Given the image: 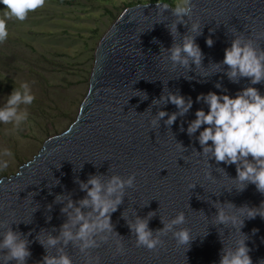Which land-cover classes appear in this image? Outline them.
<instances>
[{
  "label": "water",
  "instance_id": "1",
  "mask_svg": "<svg viewBox=\"0 0 264 264\" xmlns=\"http://www.w3.org/2000/svg\"><path fill=\"white\" fill-rule=\"evenodd\" d=\"M157 3L168 2L138 4L122 11L96 47L89 89L74 122L64 132L47 138L16 174L0 179V221L22 233L31 232L32 255L27 264H39L46 254L35 239L41 229L58 234L66 219L60 211L63 205L54 202L56 194L71 193L74 200L85 195L77 177L86 181L89 174H103L105 179L113 174L124 178L136 175L135 185L126 188L123 203L112 214L115 231L121 236L113 234L98 248L90 249L93 264L97 257L99 264H219L224 244H232L241 234L230 226L213 225L214 203L259 207L264 201V193L255 184L249 183L243 191L234 187L235 164L212 160L209 166L208 157L197 152L202 151L195 139L199 132L190 137L186 131L195 111L207 110L206 104L196 102L200 93L227 89L235 95L247 85V78L232 83L223 72L208 77L199 74L218 71L212 63L223 60L224 49L236 35L250 36L257 46L264 47V0H193L192 22L199 21L203 28L196 42L204 59L202 67L192 65L189 71L174 67L167 59L165 49L174 40L166 25L175 18L170 11L158 15ZM178 29L181 35L187 32L184 24ZM209 36L214 40L211 47L206 44ZM188 75L193 79L185 78ZM217 82L222 83V89L215 87ZM254 86L264 92V83ZM168 92L191 96L193 107L171 126L164 123L167 117L153 125L159 110L178 111L172 103L153 104ZM150 211L156 212L149 223L153 230L163 227L161 219L167 222L183 211L186 220L176 228L186 227L197 235L191 246L177 245L169 232L161 236L163 243L156 249L138 247L121 213L134 220L135 213L145 217ZM242 232L248 236L253 264H260L264 260V218H246ZM119 244L123 252L117 251ZM65 251L73 264H87L88 256L73 244ZM50 253L55 254V249Z\"/></svg>",
  "mask_w": 264,
  "mask_h": 264
},
{
  "label": "clouds",
  "instance_id": "2",
  "mask_svg": "<svg viewBox=\"0 0 264 264\" xmlns=\"http://www.w3.org/2000/svg\"><path fill=\"white\" fill-rule=\"evenodd\" d=\"M0 3L6 5L5 17L24 20L30 11L43 6L45 0H0ZM193 7V0H175L174 4H156L158 15L163 16L170 11L175 18L170 25H166L174 40L170 48H164L167 59L174 67H186L188 71L192 69V65H195V68L202 67L204 59V53L196 42V37L202 34L203 28L199 21L192 22ZM180 24L187 27V32L183 35L178 29ZM8 36L7 19L0 18V42L5 41ZM206 44L209 47L214 44L211 36L206 39ZM212 65L218 71L199 75L208 77L223 72L232 83L239 84L243 78H247V85L238 89L235 95L229 94L227 89L219 93L211 90L200 93L196 97V102L206 104L207 110L199 108L195 111V119L188 121L187 134L192 137L199 132L195 139L199 142L202 151L197 152L208 157L209 166L212 160L217 164L220 162L226 165L235 164L237 176L231 179L236 182L234 187L238 191H243L249 183H252L256 185L258 191L264 193V92L254 86L264 83V47L257 46L256 41L250 36L236 35L231 40L230 46L224 49L223 60ZM185 78L193 79L189 75ZM215 87L222 89L223 85L217 82ZM35 99L31 83L26 80L21 81L19 86L14 87L7 95L3 105H0V123L11 124L12 128L8 131L22 130L30 122L28 106L33 104ZM161 102L163 105L168 103L176 105L178 111L169 114L166 110H159L155 115L156 118L152 120L153 125L165 117H167L164 120L165 125H173L178 117L184 116L192 109L194 103L191 96L186 98L184 95L172 92L153 100L154 105ZM181 130H184L183 122ZM180 145L185 148L181 143ZM14 159L13 150L0 145V170L6 169ZM220 169L225 173L224 168ZM209 175H212L211 171ZM135 180V173L127 178L113 174L107 179L103 174H89L86 181L76 178L80 190L85 192L82 198L74 200L71 193L56 194L54 202L63 205L60 211L66 219L59 226L58 234L46 233L41 229L35 237L45 248L46 253L39 264H73L72 257L65 251L70 243L88 256L87 264H93L89 250L98 248L101 242H107L113 234L121 236L115 231L112 214L123 203L126 188L133 187ZM231 190L232 188L229 189ZM51 207L52 205L49 204L48 208ZM214 207L217 212L213 225L222 224L225 228L230 226L231 231L241 234L240 238L228 246L222 241L224 246L221 249L219 264H253L251 249L246 243L248 236L242 232V228L246 218L252 219L257 215L264 218V201L259 207L248 205L237 207L232 202L214 203ZM155 213L150 211L145 217L135 213L134 220L128 219L124 212L121 213L135 235L138 247L156 249L163 243L161 236L169 232L176 239L177 245L191 246L197 235L193 236L189 228H176L186 220L183 211L167 222L161 219L163 227L153 230L149 227V223ZM48 219L51 220V217ZM207 234L208 232L203 236ZM29 235L31 232L22 233L14 230L7 221H0V264H9L11 261L15 264H27V259L32 255L29 248L32 241L28 239ZM51 249H55V254L50 253ZM123 250V245L119 244L117 251L123 252ZM262 262L264 260H261L260 264ZM96 264H99L98 257Z\"/></svg>",
  "mask_w": 264,
  "mask_h": 264
},
{
  "label": "rangeland",
  "instance_id": "3",
  "mask_svg": "<svg viewBox=\"0 0 264 264\" xmlns=\"http://www.w3.org/2000/svg\"><path fill=\"white\" fill-rule=\"evenodd\" d=\"M175 0H45L24 20L7 19L8 38L0 42V105L21 81L32 85L36 99L28 106L29 123L8 131L0 123V145L15 159L0 170V179L32 160L47 138L64 132L76 119L89 89L96 47L127 7Z\"/></svg>",
  "mask_w": 264,
  "mask_h": 264
}]
</instances>
